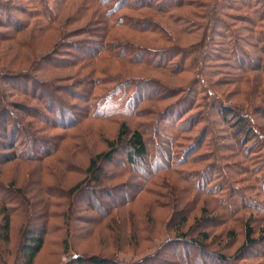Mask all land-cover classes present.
<instances>
[{
	"label": "rangeland",
	"instance_id": "1",
	"mask_svg": "<svg viewBox=\"0 0 264 264\" xmlns=\"http://www.w3.org/2000/svg\"><path fill=\"white\" fill-rule=\"evenodd\" d=\"M179 1L0 0V264H264V0Z\"/></svg>",
	"mask_w": 264,
	"mask_h": 264
},
{
	"label": "trees",
	"instance_id": "2",
	"mask_svg": "<svg viewBox=\"0 0 264 264\" xmlns=\"http://www.w3.org/2000/svg\"><path fill=\"white\" fill-rule=\"evenodd\" d=\"M127 1L128 0H99L100 4L102 6H103V4H106L110 8L113 7L114 9L119 4H121L120 6H123V8H126V9L131 8V9L137 10V11H140L141 8H144V7L138 8L139 6H147L148 9H150L152 7H155V8H158L159 10H163V9H165L167 7H171V5H169V6L166 7L165 4H163V2H158V0H157V3L154 4V5H153V3L150 0H149L150 3H147V4L144 2V0H140V1L139 0H131V1L129 0V2H131V3L125 5ZM164 1H168V0H164ZM186 1L187 0H180L179 1L180 2L179 5L184 6V3ZM67 2H68V5L71 4V2H69V1H67ZM190 3H192V2H190ZM3 5H5V4H3ZM0 11L5 16L6 21H8V22H13L14 21L13 18L15 19V16L11 14V12H10L11 9L10 8L5 7L3 9L0 6ZM104 12H103V14H104ZM112 12L111 11L110 12L107 11V13L105 12V15L106 16H108V15L109 16H112ZM11 17H13V18H11ZM214 20H216V19H214ZM17 21H19V23L21 22L20 20H17ZM209 21H211V20H209ZM217 21H219V20H217ZM98 22H100L101 25L102 24H105V25L107 24L106 21L105 22H103V20L101 21V19L99 17H98ZM3 23L4 22L2 20H0V24L3 25ZM120 25H121V23L120 24L119 23L117 24V26H120ZM137 25H140V27H139L140 29L144 28V26H143L142 23H138ZM132 26L137 27L136 26V22H133L132 23ZM106 27H107V25L104 26L103 29H106ZM39 29H41V28H39ZM101 29H102V27H101ZM1 72L8 73V72H11V70H9V69H1ZM11 74L12 73H9V75H11ZM48 103L49 104L47 106H48V108L50 110L53 109L54 106H56V102H55L54 99L52 101H49ZM221 109L223 111L226 110L225 114L227 112H229V113H231L233 115L236 113L233 110H231L230 107L227 108V107L224 106V107H221ZM222 114H224V113H222ZM5 115H6L5 109L0 108V127H2L1 122H2L3 117ZM226 115H228V114H226ZM234 119H236L238 121H242L240 115H236L235 114ZM242 124H243V122L239 124L238 129L242 127L241 126ZM242 133L245 136L248 135L247 130H243ZM123 140L126 141L127 147H129V149L131 150L130 153H129V155H128V162L134 163L135 162L134 160H136L135 158H139L140 159V158H144L147 155V145H146V142H145L142 134L139 131H137V130L131 132L130 129L125 124L120 129V132L118 134L117 141L116 142H108L107 141L106 144H107V146H108L109 149H113L118 144H120V142H122ZM112 155L113 154L110 153V151L108 153H105V154L97 155L90 162V165L88 167V171L89 172H93L95 169H97V163H98V161H100L102 159L110 160L112 158ZM7 190H8L7 192H9V193H11L13 195L16 194L14 192V189L13 188H8ZM16 197H18V196H16ZM0 217H3V224L0 225V241H2L4 244H7L8 241H9V219H8V215H7V213L1 214V212H0ZM205 239H207V238H205ZM263 239H264V230L261 232V237H260V240L261 241ZM183 241H185V240H183ZM205 241L206 240H204L203 242H205ZM258 241L254 238V233H253V230H252L250 224H248V225L245 224V226H244V244L241 247V250H239V252L244 251L246 248H251V247L256 246ZM194 244L196 246H198L195 242H194ZM42 246H43V236L42 235L39 234L37 237H34L33 234H28L25 237V239L23 241V244H22V247L20 249L21 250L20 251V255H21V258H22V263L21 264H33L34 259L36 258V256L40 252V250L42 249ZM200 246L204 249V247L201 244H200ZM95 261L96 260L94 259L92 264H108V262L106 263V262H98V261L95 262ZM217 261H218L219 264H224L227 260L224 257L218 256V258L215 261H210L209 263L210 264H213V263H215ZM196 264H205V263H201L200 261H198Z\"/></svg>",
	"mask_w": 264,
	"mask_h": 264
}]
</instances>
